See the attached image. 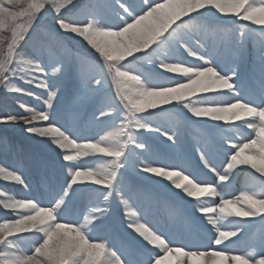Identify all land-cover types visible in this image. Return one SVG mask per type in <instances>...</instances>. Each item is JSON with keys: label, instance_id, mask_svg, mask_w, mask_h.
<instances>
[{"label": "snow or ice", "instance_id": "obj_1", "mask_svg": "<svg viewBox=\"0 0 264 264\" xmlns=\"http://www.w3.org/2000/svg\"><path fill=\"white\" fill-rule=\"evenodd\" d=\"M45 14L51 24L41 33L39 21ZM216 14L220 22L210 24L206 16ZM228 22L236 34L235 44L229 38L208 47L196 35V30L227 31ZM244 22L258 28L249 31ZM38 34L47 39L30 45ZM249 35L258 39L251 76L245 77L242 65ZM62 36L78 40L96 60L80 51L54 55L51 47L61 43ZM22 46H32L30 58ZM185 54L193 59L181 58ZM141 60L148 61L162 82H152L136 67ZM84 62L92 65V74L79 70ZM74 63L77 95L104 94L109 99L93 110L92 120L103 125L95 133L87 126H68L67 109L57 106ZM15 79L35 82L41 95L13 84ZM0 87L7 95L35 96L38 101L43 97L39 111L19 101L20 111H0V124H20L55 157L52 181L44 189L28 198L0 193V210L15 214V218L0 217V264H138L127 248L114 250L94 235L109 219L113 199L121 219L130 217L124 226L146 242L145 247L152 246L146 264H163L172 254H176L172 264H264V230L249 245L251 251L229 247L257 219L264 229V0H141L139 7L136 0L83 4L0 0ZM112 87L114 95L108 92ZM208 96L229 99L209 101ZM176 111L208 129L193 150L220 184L230 183V174L239 165L255 170L250 173L254 183L247 190L226 199L212 181H198L186 168L159 157L143 134H156L174 147L178 129L158 121ZM237 134L245 142L233 143ZM89 159L104 162L91 166L86 163ZM224 164L221 174L218 167ZM130 168L161 190L182 195L189 205L184 214L193 225L212 233L210 243L172 247L176 241L141 223L128 201L134 198L145 204L152 197L139 185L126 182ZM0 179L32 192L20 170L0 166ZM79 198L86 200V214L74 210ZM180 214L173 209V217ZM227 218L238 222L224 230L220 221ZM21 243L27 247L21 248Z\"/></svg>", "mask_w": 264, "mask_h": 264}, {"label": "rangeland", "instance_id": "obj_2", "mask_svg": "<svg viewBox=\"0 0 264 264\" xmlns=\"http://www.w3.org/2000/svg\"><path fill=\"white\" fill-rule=\"evenodd\" d=\"M87 0H77L78 4L86 3ZM157 2H162V0H157ZM137 7L140 6L141 0H136ZM105 14L111 17L112 13L108 10L105 11ZM207 21L210 24H216L220 22V17L218 14L216 15H207ZM249 25V31L251 28H258V26L252 25L251 22H244ZM41 27V33L43 29L49 27L51 24V17L48 14H45L41 20L39 21ZM227 31H207L211 36H214V39L207 40L209 38L208 34L202 33V42L205 43L208 47L213 45L219 46L222 41H226L229 38L232 39L233 44H235L236 34L231 32L232 25L230 22L226 24ZM206 32V33H207ZM199 31L196 30V35L199 36ZM4 35H10V33L4 32ZM219 34L221 36L219 37ZM46 36L42 34H38L32 41H30V45L39 44L41 41L46 40ZM258 37L253 38L249 35L246 45L251 47L252 49L256 46V40ZM61 43L53 44L51 47V52L55 55H64L69 52L75 53L76 51H80L82 53L87 54L92 60H96L95 56L89 52L87 48L84 47L83 44L79 43L78 40H74L71 36H62L60 37ZM247 49V47H246ZM25 53L26 58H30L33 48L32 46H22L21 49ZM231 51H235L233 48ZM175 54V53H173ZM253 57V52H250ZM181 58H187L189 60L193 59L190 57H186V54ZM231 56L229 55V59ZM252 59L243 61V74L245 77L251 76V67ZM248 62V63H247ZM26 69V66H21ZM73 67V72L71 73V69ZM137 68L142 69L146 73H148L152 77V82H162V78L159 74L152 69V66L148 63L147 60H141L136 64ZM77 66L74 63L70 70L68 76L65 78L61 95L57 102V106L62 109H67L65 115V123L68 126H87L91 129L92 133L98 131L103 125H97L92 120V113L94 108L101 104L109 102V99L105 98L104 94H98L93 97L77 95V82L74 78ZM79 70L92 74L93 68L92 65L84 62L79 66ZM30 71V70H29ZM48 72L51 73V69H48ZM258 76V74H257ZM13 84L19 85L21 88L26 89L27 91H31L35 93L37 96L41 95V90L36 88L33 85H29L24 83L19 79H15L12 81ZM110 95H114L115 89L114 87L108 89ZM43 97L41 96V101H38L35 96H28L24 94H15V95H7L3 89L0 87V111L9 109L12 111H20L17 107V101L25 104V107H36L37 111L42 110L40 107V103L42 102ZM206 100L209 101H217V100H228L227 96H208L205 97ZM107 110V109H105ZM159 113V110H156ZM164 127L178 129V138L176 140L175 146H170L169 143H165L164 139L159 137L156 134H143V138L147 140L149 143L153 145V150L158 153L161 159L166 160L167 162L179 164L183 167L185 164H192L196 169L195 174L192 172V168H189V172H192L193 176L198 180H208L211 177L215 179L212 181L216 186L219 193H221L224 198L232 199L235 196L240 195L242 191L247 190L248 186L254 183V178L250 175L251 172H254V169H251L250 165H239L235 169L232 170L230 174V183L225 182L224 184H220L214 175L209 174L206 169L202 167V165L198 161V154L193 150V139L192 135L189 133L192 130L195 134L200 135L201 141L203 138H206L205 131L199 132V128L203 125L200 123L189 122L185 118V114L182 111H176L174 113L164 114L160 117L158 121ZM38 126H43L38 124ZM203 129L205 127L203 126ZM102 135L103 132H100ZM240 138V134H237V138L233 141V143H243ZM257 163H260L259 157H254ZM224 156L221 154L219 160H223ZM55 157L51 151L42 146L37 139H33L31 136L26 134L20 124H0V166L6 167L9 170H20L23 174L27 176V183H32L30 180L35 177L34 166L36 162H45L52 163L54 165ZM103 160H93L89 159L86 161L87 164L91 166H96L100 163H103ZM226 168V164L221 166V169L218 170L221 174H223L224 169ZM197 169L204 174V177L201 178V174L199 175ZM30 175L32 178L30 179ZM126 182L137 185H148L147 189H143L145 192L151 194V202L141 204L136 199H129L128 203L131 206L132 211H135L141 223H145L146 226L155 230L158 234L164 233L166 239H172L175 241L176 235L181 236L184 240L190 241L187 231V227L190 224L187 216L185 217L184 213L189 210V205L186 203L185 198L182 195H177L176 192L172 191H164L161 190L160 186L152 181H148L147 179H141L137 173L133 169H129L128 173L125 177ZM33 186L34 192H29L28 190L23 189L22 186L16 185L12 182H6L0 179V193H6L8 195H14L15 198H28L32 194L39 192L44 189V185ZM154 185V186H153ZM155 187L157 189H155ZM156 196V197H155ZM160 198V202L158 203V197ZM215 203H219V198H216ZM201 203L208 204L207 200L201 201ZM74 205L75 211L83 210L86 214L87 208L84 207L86 204V200L83 198L76 199ZM110 207V216L109 219L105 222L104 225L99 226L98 229L94 232V235L101 237L105 240L106 244L112 246L114 250H120L123 248H127L131 258L138 262V264H146L149 251L152 246L145 247L146 242L141 243L140 238H138L137 234L130 229H127L124 225L130 219L128 216H124L121 219L120 212L117 209V201L113 199L108 205ZM121 209H123V205L121 204ZM145 208L148 211H145ZM175 209L177 212L181 214L179 216L173 217L172 212ZM7 216V218H15L14 213H7L5 211L0 210V217ZM161 220H163L161 222ZM238 221L232 220L231 218H227L221 220L220 223L224 226V230L230 229L233 224ZM162 223V224H161ZM184 229V232H178L177 228L179 225ZM199 230L197 234L200 238L195 242L196 244L208 245L210 243V237L212 235L211 232H206L198 227ZM264 230L262 229L261 223L257 219L254 223L249 225L247 231L236 240L235 244L229 245L234 249H239L241 251L247 250L251 251L252 248L249 245L255 240L260 232ZM236 239V238H233ZM114 240V243L111 242ZM172 247H180L177 243L171 245ZM21 248L27 247L26 244L21 243ZM203 250V249H201ZM30 254V253H29ZM163 254V253H161ZM176 254L169 255L167 260L163 262V264H172Z\"/></svg>", "mask_w": 264, "mask_h": 264}, {"label": "bare ground", "instance_id": "obj_3", "mask_svg": "<svg viewBox=\"0 0 264 264\" xmlns=\"http://www.w3.org/2000/svg\"><path fill=\"white\" fill-rule=\"evenodd\" d=\"M180 243H182V242H180Z\"/></svg>", "mask_w": 264, "mask_h": 264}]
</instances>
